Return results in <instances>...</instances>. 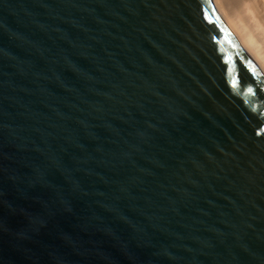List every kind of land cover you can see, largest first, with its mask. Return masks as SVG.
I'll list each match as a JSON object with an SVG mask.
<instances>
[{"label":"water","instance_id":"water-1","mask_svg":"<svg viewBox=\"0 0 264 264\" xmlns=\"http://www.w3.org/2000/svg\"><path fill=\"white\" fill-rule=\"evenodd\" d=\"M0 264H264V75L212 0H0Z\"/></svg>","mask_w":264,"mask_h":264},{"label":"bare ground","instance_id":"bare-ground-1","mask_svg":"<svg viewBox=\"0 0 264 264\" xmlns=\"http://www.w3.org/2000/svg\"><path fill=\"white\" fill-rule=\"evenodd\" d=\"M212 3L264 75V0H212Z\"/></svg>","mask_w":264,"mask_h":264},{"label":"snow or ice","instance_id":"snow-or-ice-1","mask_svg":"<svg viewBox=\"0 0 264 264\" xmlns=\"http://www.w3.org/2000/svg\"><path fill=\"white\" fill-rule=\"evenodd\" d=\"M249 63V65H251V61H249L248 62ZM236 83V81H234V84ZM249 92H252L253 91V89L251 88V87H249L248 89H247Z\"/></svg>","mask_w":264,"mask_h":264}]
</instances>
